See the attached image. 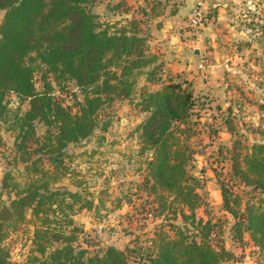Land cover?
Masks as SVG:
<instances>
[{
    "label": "trees",
    "instance_id": "1",
    "mask_svg": "<svg viewBox=\"0 0 264 264\" xmlns=\"http://www.w3.org/2000/svg\"><path fill=\"white\" fill-rule=\"evenodd\" d=\"M92 2L0 0V11H4L0 23V118L9 114L10 93L21 101L28 100V109L10 121L24 160L30 157L28 143L39 141L35 121L45 124L42 147L51 162L58 163L69 143L94 132L105 102L114 95L128 96L136 72L156 62L138 19L111 29L99 21ZM40 64L45 87L38 91L34 76ZM49 73L61 87L65 86L64 80L75 81L83 94L76 110L51 93L46 78ZM194 104L193 91L177 81L155 90L144 87L141 92L139 105L147 111L140 124L141 150L150 151L143 180L148 194L158 199L157 206H150L146 213L164 214L162 220L169 218V227L162 223L150 237L143 264H221L233 257L221 237L217 238L221 225L211 217L196 214L205 200L197 178L188 168L192 156L188 131ZM231 170L245 184L264 190V142H254L249 151L234 157ZM41 180L29 183L17 197L2 205L0 242L9 226L14 228L25 221L28 209L32 215L47 219V206L65 200V191L51 189L46 182L40 184ZM221 190L223 207L235 218L236 239H243L247 233L264 257V199L247 203L243 210L235 209L232 202L239 205V198L227 193L223 185ZM66 192L74 200L81 197L78 192ZM86 196L82 194L80 208L92 207L93 200ZM178 216L181 223L176 221ZM72 231L66 234L65 229L50 227L43 220L31 239L40 255L14 263L0 244V264H130L125 249L111 244L101 252L90 253L88 247L74 243Z\"/></svg>",
    "mask_w": 264,
    "mask_h": 264
},
{
    "label": "rangeland",
    "instance_id": "2",
    "mask_svg": "<svg viewBox=\"0 0 264 264\" xmlns=\"http://www.w3.org/2000/svg\"><path fill=\"white\" fill-rule=\"evenodd\" d=\"M140 3L139 0H93V12L101 23L110 25L111 29L138 19V27L141 33L147 35L148 48L155 55L156 62L136 72L128 96L114 95L105 102L98 112L97 128L89 137L69 143L63 149L61 161L52 163L42 147L46 126L41 121H35L39 141L28 143V160L21 157L15 144L17 133L10 127V121L15 119V114L27 110L29 104L28 100L21 101L15 93L9 94V114L0 118V209L29 183L40 178V184L46 182L51 189L65 191V200H58L52 206L47 204L50 207L47 219L32 215L28 209L26 222L16 223L14 228L9 226L0 244L6 248L9 259L14 263L40 255L31 239L35 227L45 220L50 227L65 229L66 234L74 230V243L88 247L90 253L101 252L112 244L125 249L130 264H143V253L148 249L150 237L162 223L169 227L166 221L169 218L162 220L166 217L164 214L146 213L150 206H157L158 199L148 194L143 180L150 151L141 150L140 124L147 111L142 110L139 101L144 87L155 90L172 80L192 90L194 95L191 130L188 131L192 151L188 168L197 178L198 190L205 200L203 206L196 209V214L211 217L221 225L222 232L217 238L221 237L233 254L230 260L221 264H264L263 255L247 233L243 239H236L233 228L235 218L224 209L221 190L223 185L227 193L239 198V205L235 206L232 202L235 209L243 210L247 203H258L264 199V190L245 184L231 170L234 157L249 151L252 143L264 142V57L256 51L264 46V11L248 8L254 17L250 22L244 21L251 29L250 35L235 42L245 47L255 45L256 48L244 51L241 59L231 62L226 74L223 71L214 73L215 85L212 86L207 83L206 67L203 70L205 75L199 71L197 74L200 77L196 80L188 71L166 66L162 60L159 37L152 31L155 28L156 32L159 22H162L153 16L158 7L153 10L149 3L146 5L150 9L149 15H146L148 12L141 13ZM205 9L208 17L210 12ZM260 12L262 17L259 16L261 22H258L256 16ZM240 13L244 14L246 10ZM3 15L1 10L0 23ZM185 19L189 26L183 24L181 30L190 31L185 38L191 37L193 42L201 25L192 26L189 18ZM243 24V21L240 22V26ZM154 37L157 40L152 39ZM34 78L36 89L43 90L41 64L36 68ZM46 78L51 83V93L76 110V103L83 99V94L75 81L64 80L62 83L65 86L61 87L52 73ZM66 191L78 192L81 197L74 200ZM82 194L93 200L91 208L79 207ZM176 221L181 223V216Z\"/></svg>",
    "mask_w": 264,
    "mask_h": 264
},
{
    "label": "crops",
    "instance_id": "3",
    "mask_svg": "<svg viewBox=\"0 0 264 264\" xmlns=\"http://www.w3.org/2000/svg\"><path fill=\"white\" fill-rule=\"evenodd\" d=\"M139 2L143 9L142 14L148 12L146 15H149L150 9L146 6L149 3L153 10L158 7L153 12V16L158 17V21H162L157 28L160 31L155 32V28L152 31L159 37L162 60L165 61L166 66L188 71L196 80L200 77L197 74L199 71L205 75L204 69H199L196 65L205 52L209 53L211 58V63L205 68L207 83L214 86V73L223 71L226 74V69L241 59L244 51L252 47L256 48L255 45L245 47L235 40L243 39L245 35L249 37L251 29L244 21L250 22L254 17L249 13L248 8L249 10L259 8V11H264V0H139ZM199 3L208 8L210 15L191 42V37L185 38L190 31H182L181 28L183 24L189 26L185 18H189L192 8ZM242 10H246V13L241 14ZM259 16L262 17L261 12L256 16V20L261 22ZM242 21L244 24L240 26ZM254 30L259 34L258 30ZM152 39L157 40L156 37ZM256 51L264 57L261 47Z\"/></svg>",
    "mask_w": 264,
    "mask_h": 264
},
{
    "label": "built area",
    "instance_id": "4",
    "mask_svg": "<svg viewBox=\"0 0 264 264\" xmlns=\"http://www.w3.org/2000/svg\"><path fill=\"white\" fill-rule=\"evenodd\" d=\"M206 18H207L206 9L201 3H199L192 8L191 13L189 15V22L192 26H200L206 20ZM210 63H211L210 54L206 53L200 57L197 66L200 69H204Z\"/></svg>",
    "mask_w": 264,
    "mask_h": 264
},
{
    "label": "water",
    "instance_id": "5",
    "mask_svg": "<svg viewBox=\"0 0 264 264\" xmlns=\"http://www.w3.org/2000/svg\"><path fill=\"white\" fill-rule=\"evenodd\" d=\"M198 51H196V53H197Z\"/></svg>",
    "mask_w": 264,
    "mask_h": 264
}]
</instances>
